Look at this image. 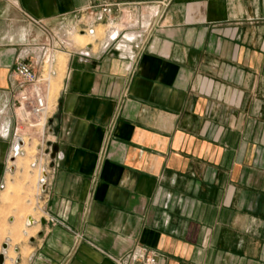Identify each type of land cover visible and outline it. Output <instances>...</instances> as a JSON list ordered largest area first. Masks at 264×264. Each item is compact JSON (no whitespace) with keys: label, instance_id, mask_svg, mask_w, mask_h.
<instances>
[{"label":"crops","instance_id":"1","mask_svg":"<svg viewBox=\"0 0 264 264\" xmlns=\"http://www.w3.org/2000/svg\"><path fill=\"white\" fill-rule=\"evenodd\" d=\"M98 2L144 20L107 53L58 55L51 160L20 120L14 65L39 66L44 29H78ZM132 253L264 264V0H0L4 264H136Z\"/></svg>","mask_w":264,"mask_h":264},{"label":"built area","instance_id":"2","mask_svg":"<svg viewBox=\"0 0 264 264\" xmlns=\"http://www.w3.org/2000/svg\"><path fill=\"white\" fill-rule=\"evenodd\" d=\"M166 5L154 9L152 22L147 24V35L159 27V23ZM144 16H135V5L108 4L98 2L93 5L82 16V25L78 29L69 30L62 34H53L44 29L48 35V46L39 66L34 67L24 61H17L14 65V72L18 79L16 96V108L20 120L32 128H38L42 133L40 145L37 149L47 148L51 152V142L47 138L45 128L52 110V85L57 75V66L60 65L57 57L59 54L67 56L73 53L81 58H89L91 55L107 53L114 45L118 47L124 41L132 42L135 36L129 37ZM77 36L90 37L93 43L82 45L76 40ZM137 35L136 37H140ZM69 72L67 73V79ZM20 140V139H19ZM14 149V156H20L22 145L17 142ZM38 182L39 189L45 183V177L41 173ZM127 259L135 261L136 264H160L158 255L141 257L136 253L129 254ZM116 264H124L123 259H114Z\"/></svg>","mask_w":264,"mask_h":264},{"label":"rangeland","instance_id":"3","mask_svg":"<svg viewBox=\"0 0 264 264\" xmlns=\"http://www.w3.org/2000/svg\"><path fill=\"white\" fill-rule=\"evenodd\" d=\"M76 40L78 41V43L82 44V45H86L87 43H93L94 44V39L93 38H90V37H84V38H81V37H76ZM59 60V63L61 66H64V62H65V58L64 56H59L58 58ZM54 90L52 89V92H51V97L54 95ZM36 144V143H35ZM28 151V155L31 156L35 153V147H33L32 149H27Z\"/></svg>","mask_w":264,"mask_h":264},{"label":"water","instance_id":"4","mask_svg":"<svg viewBox=\"0 0 264 264\" xmlns=\"http://www.w3.org/2000/svg\"><path fill=\"white\" fill-rule=\"evenodd\" d=\"M51 153H50V158L51 160H54L59 152V146L57 144H52L51 146ZM29 223H32V220L29 219ZM42 224H44V221H41ZM5 262V257L4 254L0 255V264H4Z\"/></svg>","mask_w":264,"mask_h":264},{"label":"bare ground","instance_id":"5","mask_svg":"<svg viewBox=\"0 0 264 264\" xmlns=\"http://www.w3.org/2000/svg\"><path fill=\"white\" fill-rule=\"evenodd\" d=\"M78 37L84 38V36H78Z\"/></svg>","mask_w":264,"mask_h":264}]
</instances>
